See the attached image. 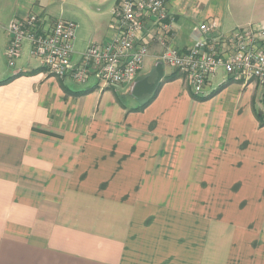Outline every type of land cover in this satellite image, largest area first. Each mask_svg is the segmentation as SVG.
Masks as SVG:
<instances>
[{
	"label": "crops",
	"instance_id": "obj_1",
	"mask_svg": "<svg viewBox=\"0 0 264 264\" xmlns=\"http://www.w3.org/2000/svg\"><path fill=\"white\" fill-rule=\"evenodd\" d=\"M119 1L0 0V65L12 20H80L91 26L86 50L113 38ZM166 7L167 44L179 52L201 38L203 23L223 35L264 27V0ZM162 49L151 42L134 82L141 89L156 79ZM15 67L0 69V81L14 77L0 85V264H264V128L256 118L264 101L256 85L218 71L196 98L180 77L133 112L144 101L116 99L131 96L133 84L100 90L91 80L73 92L68 79L36 71L39 64Z\"/></svg>",
	"mask_w": 264,
	"mask_h": 264
},
{
	"label": "built area",
	"instance_id": "obj_2",
	"mask_svg": "<svg viewBox=\"0 0 264 264\" xmlns=\"http://www.w3.org/2000/svg\"><path fill=\"white\" fill-rule=\"evenodd\" d=\"M112 16L113 38L89 45L77 61L73 60L76 24L52 21L42 14L14 19L6 26L7 66L15 67L26 43L29 55L56 80L69 79L81 86L94 80L100 90L128 87L135 82L150 44L156 40L163 46L157 62L180 74L193 97L204 96L209 80L222 71L231 82L256 85L264 101V27L249 25L223 35L216 23H203L198 28L201 38L179 52L167 44L172 39L173 18L166 0H120ZM208 33L213 36L206 37ZM260 126L264 128V111Z\"/></svg>",
	"mask_w": 264,
	"mask_h": 264
},
{
	"label": "rangeland",
	"instance_id": "obj_3",
	"mask_svg": "<svg viewBox=\"0 0 264 264\" xmlns=\"http://www.w3.org/2000/svg\"><path fill=\"white\" fill-rule=\"evenodd\" d=\"M66 13V11H65ZM63 19H68L67 16L65 15L63 17ZM78 21V26H77V29H76V33H75V41H74V55H73V60L74 61H77L75 59H78L80 54L77 55V53H83L85 50V47L86 45L90 42L89 41V38L88 36H90V29H91V26L89 25H86V24H83V22H81L80 20H76ZM84 50V51H83ZM83 51V52H82ZM35 59L31 58L29 55H28V49H27V44L26 43H23L22 44V47H21V57L19 60H17L16 62V67L15 69L18 68V66L21 64V63H25L27 61H29L32 65H37L39 64L36 60V62L34 61ZM3 66L2 64L0 65V69L2 70H6L8 69L9 67L7 66L6 64V60L4 58V62H3ZM10 69V68H9ZM146 70V68H145ZM144 70V71H145ZM147 71V70H146ZM155 77V70L151 72V78L153 79ZM71 80H66L69 88L71 89V91L73 92H76V91H81L82 89H84L83 86L81 85H76V84H72L70 83ZM129 87V86H128ZM118 88V87H116ZM121 89V88H120ZM121 103L123 104H129L131 105V103H134V105H136L138 102H143L145 100V97L144 98H140V101H138L139 99L133 97V96H125L124 95L122 97L119 98Z\"/></svg>",
	"mask_w": 264,
	"mask_h": 264
},
{
	"label": "trees",
	"instance_id": "obj_4",
	"mask_svg": "<svg viewBox=\"0 0 264 264\" xmlns=\"http://www.w3.org/2000/svg\"><path fill=\"white\" fill-rule=\"evenodd\" d=\"M36 71H38V72L45 71V69L39 68ZM18 75H21V74L19 73L16 76H18ZM180 77H181L180 74H178L177 72H172L171 74L166 75V76L163 75L162 80L156 85L155 90L152 92V94H150L149 96H146L144 102L140 106L134 108L132 111L133 112H141V111H143L153 101V99L155 98V96L157 95L159 89L162 87L163 84L171 82V81H174L176 79H179ZM12 79H14V77H10V78H7V79H5L3 81H0V85H5V84L9 83ZM86 93H87V91H83V92H81L78 95H84ZM119 98H120L119 96H116L117 101L119 103H121ZM256 118L260 122V116L256 115Z\"/></svg>",
	"mask_w": 264,
	"mask_h": 264
},
{
	"label": "water",
	"instance_id": "obj_5",
	"mask_svg": "<svg viewBox=\"0 0 264 264\" xmlns=\"http://www.w3.org/2000/svg\"><path fill=\"white\" fill-rule=\"evenodd\" d=\"M156 67L157 77L154 82L151 85L146 84L148 86L147 89H141L138 83H133V86L130 89L131 96L135 98H141L143 95L147 96L155 90L156 85L162 80L163 77L162 65L158 63Z\"/></svg>",
	"mask_w": 264,
	"mask_h": 264
}]
</instances>
